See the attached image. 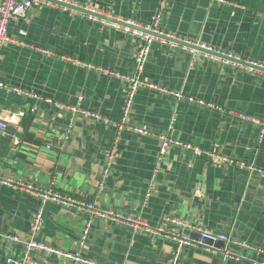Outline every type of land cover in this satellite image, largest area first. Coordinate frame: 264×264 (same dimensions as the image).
I'll return each mask as SVG.
<instances>
[{"label": "crops", "instance_id": "crops-1", "mask_svg": "<svg viewBox=\"0 0 264 264\" xmlns=\"http://www.w3.org/2000/svg\"><path fill=\"white\" fill-rule=\"evenodd\" d=\"M71 2L141 27L151 26L160 10L159 0H67L69 9L39 3L27 19L9 22V36L25 44L2 45L0 81L40 98L0 87V111L26 112L8 115V126L0 131V180L13 181L0 182V264L22 259L24 245L11 236L26 240L29 235L40 208L33 187L95 202L153 227H171L173 217L199 223L254 247L199 242L179 252L186 264H264V173L258 171L264 170V126L255 122H264V72L212 60L205 52L191 67L189 48L154 41L142 76L168 92L141 86L128 124L199 148L172 146L155 174L159 140L115 124L123 115L128 84L116 73L135 72L141 39ZM160 11L161 31L264 66V0H165ZM173 92L207 104L178 99ZM62 104L108 120L73 114ZM54 125L62 130L54 132ZM67 129L69 135L62 137ZM113 146V171L101 186L104 154ZM213 150L232 162L213 165L207 154ZM151 178L155 188L147 196ZM89 218L47 201L39 237L95 264H168L176 250L163 236L99 217L81 243ZM30 264L74 263L35 251Z\"/></svg>", "mask_w": 264, "mask_h": 264}, {"label": "built area", "instance_id": "built-area-1", "mask_svg": "<svg viewBox=\"0 0 264 264\" xmlns=\"http://www.w3.org/2000/svg\"><path fill=\"white\" fill-rule=\"evenodd\" d=\"M159 1H160L159 2L160 3V10H161V8L164 5L165 0H159ZM66 2H67V0H0V49L4 43H7L9 41L17 42L19 44H25L24 41H19V40L11 38L9 36L8 25H9V22L11 20L20 19V18L27 19L29 11L32 9V7L34 5L39 4V3H41L43 5H47V6H53V7H56L57 5H59V7H61V9H64V10L69 9L68 4H66ZM71 4L74 6H77V3H75V2H71ZM82 7L85 9L91 10L92 12H95L96 14H101V12L97 11L96 9L89 8L88 6H82ZM160 10L155 17V22L151 26H142L141 27V26H138L134 21H130V20H128L126 22L122 21V23H119L118 21L111 22L113 26H115L117 28H122L127 32H131V33L135 34L136 36L140 37V39H141L138 51L135 55V72L130 74V75H122V74L116 73L117 75H119L120 77L125 79V81L128 84H127V87L125 90V103H124L123 115L121 117L120 122L115 123V124H118L119 129H124V127H126V128H129V129L135 131L136 133L155 136L159 140L160 145H159V151H158L156 166L154 169L155 174H158L161 171L162 161L165 159V157L167 156L169 148H171L172 146H183L184 148L193 149L195 151H199V148L193 146L190 143L184 144L179 139L174 138V137L167 135L165 133H154L153 131H151L150 129H147L145 127L128 124L130 122L131 109L133 106L135 96L137 94L138 89L141 86L147 85V86L155 87L157 89H161L162 91L168 92L167 89H164V88H161V87H158V86H155L151 83L146 82L142 76L143 72L145 70V66H146L147 59H148L149 53L151 51V46H152L153 42L156 41L157 39L165 40L161 37H158V36L152 34L151 32H149V30L157 32V33H161V34H166L168 36H172V37H175L178 39H182L184 41L195 44L201 48H205V49L212 50V51H218V52L224 53L226 55L233 56L232 54L220 51L218 49H214L211 46H207L204 43H201L198 41H192L188 38H181V37H178L176 35L168 34V33L161 31L157 27V21L159 20L160 15H161ZM91 17H94L96 19H102L98 15H93ZM105 21H108V20H105ZM173 44H175V43H173ZM175 45H178V44H175ZM189 49H190L191 54H192L190 66L194 67V65L196 64L197 59H198V54L200 52H203V51H200V50L192 48V47ZM47 52L51 53L50 51H47ZM205 53L212 60L222 61L225 64H238L236 62L230 61L229 59L222 58V57H219L217 55L210 54L207 52H205ZM253 63H256V62H253ZM257 64H259V63H257ZM245 67H247V66H245ZM247 68H249V70H254L252 67H247ZM0 87L6 88L8 90H13L14 92L20 93L22 95H30V96H33L36 98H40L39 95H36L29 90L22 89L20 87H16V86H12V85H8L2 81H0ZM173 95L178 99H184L186 101L194 102V103H197L199 105H206L207 104L203 99H198V98L186 95L183 92H173ZM47 100L49 102H51V100H49V99H47ZM209 106H213V105L210 104ZM62 107L68 108L71 112H73V114L78 113V114H81L83 116H86L89 118H94L97 120H100V119L108 120L106 117H103L100 113L84 109L78 105H64V104H62ZM30 111L34 112L35 107H32L30 109ZM25 114H26V112L22 109L15 110V109H12L10 107L6 108V109H2L0 111V131L6 130V128L8 126V118H7L8 115H10V116L11 115H17L19 117H23ZM243 117L246 118L248 116L243 115ZM109 122H111V121H109ZM255 122L264 126V122L260 121L259 119H255ZM52 130L54 132H57V131L60 132L62 130V127L54 125L52 127ZM69 132L70 131L67 129V131H65V133H62L61 136L63 137V136L69 135ZM51 146H52L51 143L47 144L48 149H50ZM116 154H117V152H116V148L114 146L111 149H109L107 152H105V154H104V161H103L104 164H103V172H102V178H101V186H103L105 184L107 179L112 174ZM207 154L210 158V162L216 166H222V165H225V163H227V162H232L231 159H229L227 156L222 155V154L218 153V151H215V150L210 151ZM247 168L251 171L257 170L252 165L247 166ZM258 171L264 173V170L258 169ZM153 180L154 179L151 178V181L149 183V189H148L147 196H150V194L152 193V191L155 188V182ZM0 182L4 183L5 185H13L12 180H5V181L0 180ZM30 190H32V192L40 198V208H39L38 212L34 215V218L32 220V224H31V228L29 231V235L26 238V240H21L17 236H11V238L14 241L22 242L24 245V254L22 256V259L17 260L15 262V264H30L32 254L35 251L45 252L47 254L56 255L59 258H62L65 260H71L74 264H81V263L82 264H87V263L88 264H95L93 261L85 259L82 256L77 255L70 250H65V249H62L60 247L52 246V245H50V244H48L45 241L40 239L39 235H40L41 230H42L43 225H44V207H45V203L47 201H54L60 205H63V206L69 207V208H73V209H76L79 211H83V212H86L90 215V218L87 222V227L84 230L83 235L81 236V243H83V241L87 238L94 217H99L105 221H112V222L125 221L127 223H130V225H133L135 229L142 230V231H145V232L153 234V235H160L166 239L173 241L177 245V247H176L174 254L169 259L168 264H186L184 262L179 261V258H178L179 252L182 250L183 247H188V246H191V247L194 246L195 247L199 244L200 241L192 238L190 236V234L187 233V231L198 232L203 237H207L213 241H218V240L223 241V242H225L226 245L235 244V245H238L239 247L254 248L245 242H241V241L235 239L234 237H232L228 233L213 232L211 229H209V228H207L204 225L199 224V223H192V222L187 221V220H183V219L173 217V218H168V222L170 223L171 227H167V225H158L156 227H153V226H151L145 222H141L139 220H133L129 216L126 217L122 213L116 212L113 209L103 208V207L97 205L95 202H87L85 200H81V199L75 198V197L70 196V195H63L61 193H57V192H54L52 190L41 189L40 187H33ZM185 230H186V232H185ZM257 251H258V249H257ZM226 256L230 257L229 250L226 251Z\"/></svg>", "mask_w": 264, "mask_h": 264}, {"label": "water", "instance_id": "water-1", "mask_svg": "<svg viewBox=\"0 0 264 264\" xmlns=\"http://www.w3.org/2000/svg\"><path fill=\"white\" fill-rule=\"evenodd\" d=\"M76 9H79L85 13H88V14H91V15H98L100 17H103V18H106L108 20H115L114 18H111V17H107V16H104V15H101V14H96L95 12H92L91 10H88V9H85L83 7H78V6H75ZM152 34L158 36V37H161L163 39H165L166 41L168 42H172V43H175V44H178V45H181V46H184V47H187V48H195V49H198L200 51H203V52H207V53H210V54H214V55H217L219 57H222V58H226V59H229L230 61H233V62H236L238 64H241V65H244V66H247V67H252L253 69H256V70H260V71H263L264 72V66L263 65H260V64H257V63H253L251 61H248V60H245V59H242V58H239V57H234V56H229V55H226L224 53H221V52H218V51H212V50H208V49H205V48H201L195 44H192L190 42H187V41H184L182 39H178V38H175V37H172V36H168L166 34H161V33H157V32H154V31H150ZM187 233L190 234V236L204 244H207L209 246H222L223 245V241H213L207 237H203L200 233L198 232H195V231H187ZM246 255H249L248 257H250V253H247L246 252Z\"/></svg>", "mask_w": 264, "mask_h": 264}]
</instances>
